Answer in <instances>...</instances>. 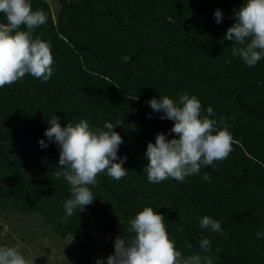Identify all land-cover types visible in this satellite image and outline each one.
<instances>
[{
    "label": "trees",
    "instance_id": "16d2710c",
    "mask_svg": "<svg viewBox=\"0 0 264 264\" xmlns=\"http://www.w3.org/2000/svg\"><path fill=\"white\" fill-rule=\"evenodd\" d=\"M59 2L55 16L47 0H30L34 11L47 15L33 36L51 42L53 75L46 82L26 75L0 88V217L39 214L63 240H79L72 264H97L100 258L107 264L92 230L130 237V220L151 206L164 214L185 256L199 253L213 264H264V238L256 236L264 233V58L250 67L224 39L244 0ZM183 94L199 99L202 115L213 108L210 118L228 126L233 150L183 182L150 183L143 171L148 143L160 132L178 137L169 132L174 121L162 119L164 113L149 102ZM53 115L62 126L81 119L93 127L123 121L115 128L123 138L117 162L127 156V175L117 181L101 173L93 202L66 220L64 203L72 193L54 175L61 170L60 149L45 136ZM205 215L220 221L222 231L202 229ZM2 228L0 221V234ZM205 237L210 253L199 246Z\"/></svg>",
    "mask_w": 264,
    "mask_h": 264
},
{
    "label": "clouds",
    "instance_id": "9594fccd",
    "mask_svg": "<svg viewBox=\"0 0 264 264\" xmlns=\"http://www.w3.org/2000/svg\"><path fill=\"white\" fill-rule=\"evenodd\" d=\"M0 13L6 19L0 23V88L12 85L31 75L46 82L53 75L54 56L52 44L33 30L47 23L42 10H33L30 0H0ZM216 22L223 18L222 11L214 13ZM236 22L228 28L224 39L232 41V54L240 57L248 66H255L264 58V0H244L234 11ZM26 26L27 30H22ZM124 61L130 57H123ZM150 107L163 112L162 119L174 121L169 130L176 137L168 139L164 132L157 134L155 142H149L145 156L149 163L143 171L150 183L158 184L172 178L183 182L186 177L199 175L203 166L227 159L233 148V136L228 126L216 119L209 106L202 115V105L195 95L183 94L178 100L167 95L153 97ZM50 127L45 136L60 149L59 168L55 177H63L70 185L72 197L65 201L66 220L74 210L80 211L90 205L95 195L97 177L105 173L119 181L127 175L124 162L118 160V149L123 138L115 130L123 121L105 122L102 127L91 126L88 119L62 126L60 117L47 119ZM40 146L47 143L41 139ZM205 181L211 177L205 173ZM130 237L118 236L114 242V253L107 257V264H213L208 256L199 253L185 256L176 246V240L167 230L165 216L151 206L144 207L130 220ZM199 226L212 232L222 231L221 222L205 215ZM182 230V229H181ZM257 238L264 233L257 232ZM73 240V239H72ZM204 253L211 252V241L207 237L199 243ZM189 251L191 245H188ZM0 264H33L20 251V246H0ZM97 264H104L100 258Z\"/></svg>",
    "mask_w": 264,
    "mask_h": 264
},
{
    "label": "rangeland",
    "instance_id": "374dc122",
    "mask_svg": "<svg viewBox=\"0 0 264 264\" xmlns=\"http://www.w3.org/2000/svg\"><path fill=\"white\" fill-rule=\"evenodd\" d=\"M56 16L61 4L59 0H47ZM43 217L35 213L13 212L9 217H0L3 230L0 234V246L19 245L23 255L33 261V264H72L78 256V239L63 240L56 235L53 228L46 225ZM98 250L106 257L114 253V242L122 234L100 233L92 230ZM73 239V240H72Z\"/></svg>",
    "mask_w": 264,
    "mask_h": 264
}]
</instances>
